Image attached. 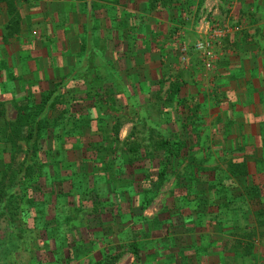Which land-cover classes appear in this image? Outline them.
Here are the masks:
<instances>
[{
  "label": "rangeland",
  "instance_id": "obj_1",
  "mask_svg": "<svg viewBox=\"0 0 264 264\" xmlns=\"http://www.w3.org/2000/svg\"><path fill=\"white\" fill-rule=\"evenodd\" d=\"M26 1L24 3L26 8L32 6V10H29V12L32 11L31 19L39 18L41 20L39 27L32 26L30 28L32 30L39 28L45 33L46 23L49 22V14L45 10V6L37 15L34 7L36 1ZM63 3L66 12L73 10V13L79 14L81 18L84 17L88 4L95 20L93 28L95 47L89 52L91 76L86 77L88 79L86 85L83 86V89L77 87L74 91L76 94H72L73 96L69 94L70 90L66 91L67 93L62 95V105L67 109L70 107V103L76 99L86 100L82 104L85 109L83 112L80 111L81 116L91 120L93 125V128L86 130L92 137L91 139L106 134L104 145L112 142L113 130L117 128V141H113V147L108 150L110 155L106 158H114L116 168L122 166L128 156L125 142L132 136L133 131L140 138H146V140L150 138L152 141L158 140L162 132L175 138H195L198 141L191 151L192 161L189 162L188 158L176 161V158L172 156L169 172L162 180L154 198L141 212L147 221L153 224L161 222L166 218V206L171 194L178 192L189 182L187 175L192 174V171L206 168L204 172L210 171L216 176L227 170L228 158L238 159L241 155L232 152L234 151L232 149H224L223 145L226 147L229 145L225 144L224 139L218 136L223 132L217 126L224 114L220 100L221 84L223 85V83L219 82L217 68L219 62L226 57L228 50L234 51L238 48L237 43L234 48L227 45L224 39L226 35L234 32V38L238 37L243 40L248 37L243 36L246 34L245 32L250 34L246 31L249 24H246L245 21L230 22L229 16L234 12L233 0H227L222 6L220 0H66ZM262 4L260 0L258 3L255 2L251 6L254 7L253 10L249 11V14H253L251 18H254L255 24H260V30L264 25L259 16L264 14ZM50 7L53 5L51 4ZM251 27L252 25H249V28ZM32 33H37V31ZM79 35L84 37L83 32ZM206 39L211 41L216 55L213 66L209 69L203 64V53L194 48L197 41ZM136 41H138L137 44H135ZM263 43L260 42L257 47L258 52ZM55 46L54 43L50 44V52L51 47ZM135 47L139 52L142 51L143 57L135 54ZM96 53H99L101 57ZM132 53L137 58L128 57L125 60L121 58ZM108 64L113 68L112 70L116 71L111 72L108 69ZM30 79L32 82L34 78ZM45 80L48 84L52 82L48 79ZM31 82L20 84L16 79L15 82L6 83L5 88L0 91V104L2 103L4 108L3 116H0V123L5 119L13 121L16 118L15 101L21 99L23 95L35 92L32 90V85L30 86ZM89 82L91 85H88ZM11 85L14 89L10 88ZM123 86L126 87L129 97L131 99L133 97L136 101V108L130 104L131 100L126 96ZM27 88L30 89L28 93H26ZM246 94L250 97L249 91H246ZM101 99L104 101H100ZM90 101L92 103H89ZM60 110L62 111L61 107ZM68 115L69 112L63 113L65 119L71 120L70 117H67ZM106 121L107 127H104ZM98 125H102L103 132L98 129ZM66 126L67 130L71 131L72 124L69 123ZM217 130H219L218 133ZM260 146L257 147L261 151L260 153L249 154L252 158V169L259 170V172L256 171L259 176L262 174V168L257 159H264V144ZM23 147L24 145L22 150ZM144 150L139 149L142 152H145ZM21 157L22 152L20 151L17 159L20 160ZM138 165L139 163L134 161L133 167ZM160 165L155 163L156 167ZM128 170L130 171L131 168ZM121 176L129 175L123 170ZM135 176H141L140 172L135 173L133 177ZM129 178L132 180V177ZM207 178L212 180V176ZM118 182L120 185H127L125 182L128 180L119 179ZM244 183L243 179L240 181L236 179L235 184L244 186ZM242 195L234 196V204L240 202L241 199L245 200L244 203L239 204L242 210L238 211L234 207V211L232 209L226 213L229 219L236 220L241 225L248 221L246 215L250 213L247 210L255 208L251 199ZM118 199L123 201L124 194H120ZM182 202L187 208L192 209L197 207L198 198L183 199ZM75 204L78 205L76 200ZM104 205L107 206V204ZM86 212L87 210L77 212L73 218L71 216L67 227L65 226L66 232H70V238L74 239V242H70V244L77 245V247H73L72 251L68 249L61 251L60 249L56 252V256L46 254L43 250H35L36 240H29L27 246L23 244V247L9 252V249H6L3 244L6 237L4 225L1 223L0 244L3 245L0 247V264H39V261H44V264H82L88 257L96 259L101 249L117 256L113 264H138L136 255L128 247L126 241H120V239L118 241L110 235H107L106 241H103L94 235L96 233V231L93 232L94 227L89 229L83 227L86 220L90 219V215H87ZM209 217V214L200 216L201 229L198 231L200 234L198 245L213 243L208 250H199L200 252L193 255L198 264H208L206 253L212 252L214 244H216L215 241H210L209 235L216 232L226 236L234 225L231 223V225L221 226L220 230H216L206 221ZM96 224V219H91L90 225L95 226ZM219 227L217 226V228ZM234 231H237L234 233V264L236 262L238 264H264V240L256 238L253 249L247 251L244 259H241L239 258L240 252L245 251V244H240L237 247L236 241L244 240L242 239L243 231H238L237 227H234ZM149 233L152 236L153 231L150 230ZM171 234L177 242H180L178 244L184 243L181 228L172 229ZM225 241L223 248L228 250L226 248L231 246L232 242H229L228 239ZM150 247H153L152 251L155 250L157 255H162L161 264L175 261V258L167 251L162 250L160 246L150 244ZM236 247L237 249H235ZM83 250L86 251L87 258L80 254ZM231 258L232 255L225 256L224 253H221L218 257H211V259L209 257V261L210 264H229L228 261Z\"/></svg>",
  "mask_w": 264,
  "mask_h": 264
},
{
  "label": "trees",
  "instance_id": "obj_2",
  "mask_svg": "<svg viewBox=\"0 0 264 264\" xmlns=\"http://www.w3.org/2000/svg\"><path fill=\"white\" fill-rule=\"evenodd\" d=\"M69 78V75L62 77L45 90L24 95L16 101V118L0 123V224L3 223L5 228L6 241L3 244L9 252L23 247V244L27 246L29 240H36L35 250H43L52 256H56L60 249L72 251L77 245L70 244L74 239L70 238L65 226L71 216L73 218L74 214L83 210L90 215L83 227H94V235L103 241H106L107 235L126 241L138 264H161L162 255L152 251L150 244L160 246L175 258L168 264H198L193 255L199 250H208L213 243L198 245L200 216L207 214L210 217L206 221L216 230L234 224L226 236L216 232L209 235L210 241L216 244L212 252L206 253L208 264L209 257H218L221 253L232 255L228 263L234 264V233H237L234 227L243 231L244 240L236 241L237 247L245 244V251L240 252L241 259L253 249L256 238L264 240V159H257L262 168L260 176L256 173L259 170L252 169L249 154H242L238 159L228 158L227 170L216 176L210 171L204 172L206 168L192 171L187 175L189 182L171 194L166 218L153 224L141 212L154 198L169 172L172 156L176 161L181 158L192 161L191 151L198 141L195 138H175L163 132L158 140L152 141L140 138L133 131L125 142L128 152L123 163L125 167L116 168L114 158L107 159L106 156L110 155L108 150L113 147V141H117V128L113 126L111 143L104 145L106 134L91 139L86 130L93 128L91 120L81 116L84 105L75 108L70 103L67 109L62 105V95L67 93L63 88ZM125 93L135 106V100L129 97L127 91ZM69 94L76 93L69 91ZM3 111L1 103L0 116H3ZM64 112H69L67 117L71 120L64 118ZM69 123L72 124L71 131L67 130ZM104 127H107V121ZM101 128L102 125H98L100 131ZM141 148L145 152L139 151ZM20 151L22 157L18 160ZM134 161L139 163L135 168ZM155 163L161 165L156 167ZM123 170L129 176H121ZM139 172L141 176L133 177ZM209 176L212 180L207 178ZM119 179L128 180L125 182L127 185H120ZM236 179H243L244 186L236 185ZM120 194H124L123 201L118 199ZM239 194L248 196L255 207L254 210H247L250 214L246 215L248 221L243 225L226 216L228 211H234V207L242 210L239 204L245 200L234 204V196ZM195 197L198 198L195 208L189 209L185 201L182 202ZM91 219H96L95 226L90 225ZM174 228L182 229V245L171 234ZM150 230L153 231L152 236ZM225 239L232 242L226 248L228 250L223 248ZM80 254L87 258L85 250ZM116 258L101 249L96 259L88 257L82 264H113ZM39 264H44V261H39Z\"/></svg>",
  "mask_w": 264,
  "mask_h": 264
},
{
  "label": "crops",
  "instance_id": "obj_3",
  "mask_svg": "<svg viewBox=\"0 0 264 264\" xmlns=\"http://www.w3.org/2000/svg\"><path fill=\"white\" fill-rule=\"evenodd\" d=\"M35 1L37 15L44 6L49 14L45 33L39 28L33 30L30 28L39 27L41 20L31 19L32 11L29 12V10L32 6L26 8L24 4L26 0H0V91L5 88L6 83L15 82L18 79L20 84L23 82L29 84L30 78L33 77L30 86L32 85V90L36 93L68 75L70 78L64 90L74 92L77 87L83 89L88 80L86 77L91 76L89 52L95 47L93 13L88 4L87 11L81 18L79 14H74L73 10L65 11L63 1L66 0ZM220 1L222 6L227 0ZM233 1L234 12L229 16L230 22L245 21L252 27L247 26L246 31L250 34L247 32L242 34L244 37L248 36L243 40L234 38V32L228 33L224 38L228 46L234 48L237 43L238 48L233 49L234 51L228 50L226 57L219 62L217 68L219 82L223 83L220 100L224 114L217 126L223 132L217 135L229 145V148L223 145L224 149H232L234 150L232 152L241 155L255 154L261 152L257 147L264 144L262 141L264 140V43L259 52L257 48L260 42H264V25L263 30L262 28L260 30V24H255L254 18H251L253 14H249V11L254 8L251 7L252 4L258 3L259 0ZM260 1L263 3L262 10H264V0ZM51 4L53 7H50ZM259 16L264 22V14ZM33 31L37 33H32ZM82 32L84 37L79 35ZM53 43L56 46L51 47L50 52V44ZM137 43L138 41L135 42ZM134 49L137 56L143 57L142 51L139 52L137 47ZM47 52L49 53L46 54ZM96 54L100 56L99 53ZM137 56L132 53L121 58L125 60L128 57L137 58ZM108 67L111 72L116 71L112 70L110 64ZM45 79L52 81L51 84H48ZM88 85H91V82ZM10 88L14 89L12 85ZM123 88L127 91L125 86ZM28 90L30 89L27 88L26 93ZM246 91L250 92V97ZM85 102L86 100L76 99L71 104L76 107ZM136 107L135 103L134 108ZM216 132L218 133L219 130ZM233 143L234 146L231 147Z\"/></svg>",
  "mask_w": 264,
  "mask_h": 264
},
{
  "label": "built area",
  "instance_id": "obj_4",
  "mask_svg": "<svg viewBox=\"0 0 264 264\" xmlns=\"http://www.w3.org/2000/svg\"><path fill=\"white\" fill-rule=\"evenodd\" d=\"M194 48L197 51L203 53V64L206 68H211L213 66V61L216 58L214 54L213 47L210 40H200L194 44Z\"/></svg>",
  "mask_w": 264,
  "mask_h": 264
}]
</instances>
